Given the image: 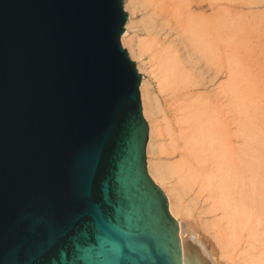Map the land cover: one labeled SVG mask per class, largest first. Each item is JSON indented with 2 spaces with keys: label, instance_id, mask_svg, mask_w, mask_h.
Returning a JSON list of instances; mask_svg holds the SVG:
<instances>
[{
  "label": "water",
  "instance_id": "water-1",
  "mask_svg": "<svg viewBox=\"0 0 264 264\" xmlns=\"http://www.w3.org/2000/svg\"><path fill=\"white\" fill-rule=\"evenodd\" d=\"M123 0H0V264L39 219L26 264H180L176 221L146 173L140 75L121 45ZM103 172L104 213L76 175ZM182 264H212L180 230Z\"/></svg>",
  "mask_w": 264,
  "mask_h": 264
},
{
  "label": "bare ground",
  "instance_id": "bare-ground-1",
  "mask_svg": "<svg viewBox=\"0 0 264 264\" xmlns=\"http://www.w3.org/2000/svg\"><path fill=\"white\" fill-rule=\"evenodd\" d=\"M263 3L123 0L120 41L141 77L146 173L176 221L180 264L181 228L212 264H264ZM138 12L145 38L135 33ZM239 64L260 89L238 88Z\"/></svg>",
  "mask_w": 264,
  "mask_h": 264
},
{
  "label": "snow or ice",
  "instance_id": "snow-or-ice-1",
  "mask_svg": "<svg viewBox=\"0 0 264 264\" xmlns=\"http://www.w3.org/2000/svg\"><path fill=\"white\" fill-rule=\"evenodd\" d=\"M103 172L91 160H85L76 175V183L82 185L85 190L91 193L99 187V195L96 198H90L87 203L89 207L97 214L104 213L103 194ZM53 231V225L48 224L41 227L39 219L33 220L32 227L28 230H22L17 236V246L13 251L14 264H26V258L39 250L45 243L49 242ZM5 252L3 233L0 232V256Z\"/></svg>",
  "mask_w": 264,
  "mask_h": 264
},
{
  "label": "rangeland",
  "instance_id": "rangeland-1",
  "mask_svg": "<svg viewBox=\"0 0 264 264\" xmlns=\"http://www.w3.org/2000/svg\"><path fill=\"white\" fill-rule=\"evenodd\" d=\"M257 1H258V0H257ZM230 4H231V3H230ZM263 4H264V3H263ZM255 8H256V6H254V5L252 6V5H251V9H255ZM141 14H142V13H140V12L136 13L135 18H134V20H135L136 22H139V23H140V24L137 23L138 28H139V27L142 28V29H140V28H139V29L136 28V29H135V33H138L137 35H138V36L140 35V36H139L140 38H145V36H146V35H145L146 32L144 33V31H145V27H146V26L144 25V26H145V27H144L143 25H141V24H145V23H142V20H143V19L141 18ZM138 19H139V20H138ZM140 21H141V22H140ZM143 27H144V28H143ZM143 29H144V30H143ZM136 30H137V31H136ZM140 30H142V31L140 32ZM123 48H124V47H123ZM124 49H126V48H124ZM126 51H127V50H126ZM260 55H261L260 58L262 57L261 59H263V60H262V63H263V61H264V56H263V55H264V54H261V53H260ZM144 56L147 57L146 55H144ZM132 61H133L135 64H136V62H137V61H134V60H132ZM251 64H252V63H250V65H248V66H251V68L249 67L250 69L247 68V67H243V66H241L240 64L238 65L239 69H238V67H236L237 71H236V70H235V71H236L239 75L241 74L239 77L237 76V79H239V80H238V86H239L238 88L242 87L243 89H244V88L246 89V88L249 87V88H255V89H256V88H259V89H260V87L264 86V70H263V74H262V76H261V78H262V77H263V78H262V80L260 79L261 82L263 81V83H261V84H263L262 86H261L260 83H258V84H249V85H248V83H247V78H246V77H247V76H246L247 74L244 75V72H245V71H244V68H245V70H246V68H247V69H249V70L254 71V69H252L253 65H251ZM263 64H264V63H263ZM240 69H241V70H240ZM246 71H247V70H246ZM242 72H243V73H242ZM246 73H247V72H246ZM240 79H241V81H240ZM242 79H243V80H242ZM244 79H245V80H244ZM241 83H243V84H241ZM244 84H245V86H244ZM241 85H242V86H241ZM246 85H248V86H246ZM253 85H255V86L253 87ZM250 86H252V87H250ZM249 88H248V89H249ZM245 89H244V90H245ZM259 89H257V90H259ZM263 89H264V88L262 87V89H261L260 91L263 92V91H262ZM260 91H259V92H260ZM152 92L154 93V95H155L156 97H159V96H160L159 98L161 99V94H160L159 91L155 88L154 85L152 86ZM255 94H259V93H255ZM263 95H264V93H263ZM258 96H259V95H258ZM263 100H264V96H263ZM263 102H264V101H263ZM186 221H188V220H186ZM195 230H196V229H193V231H195ZM199 236H201V235L199 234ZM221 264H222V263H221Z\"/></svg>",
  "mask_w": 264,
  "mask_h": 264
}]
</instances>
